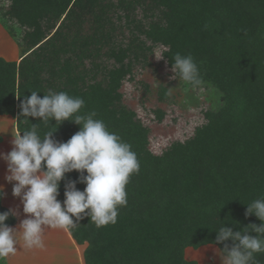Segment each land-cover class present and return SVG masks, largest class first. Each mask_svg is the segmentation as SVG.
<instances>
[{
  "label": "trees",
  "instance_id": "trees-1",
  "mask_svg": "<svg viewBox=\"0 0 264 264\" xmlns=\"http://www.w3.org/2000/svg\"><path fill=\"white\" fill-rule=\"evenodd\" d=\"M0 24L18 48L17 61L0 57V114L17 131L36 125L43 136L56 121L18 122L16 95L64 91L83 98L80 114L95 112L137 155L140 169L129 178L116 223L98 228L84 216L67 229L84 247L83 264H186L183 250L211 244L220 227L259 226L245 209L264 196V0H0ZM157 49L169 70L176 53L191 55L201 82L188 83L213 89L220 104L189 137L155 154L149 129L120 90L155 71ZM158 89L163 98L166 90ZM153 115L160 122L163 112ZM79 128L64 121L53 139L66 142ZM78 175L66 174L58 200ZM256 259L264 264V254Z\"/></svg>",
  "mask_w": 264,
  "mask_h": 264
},
{
  "label": "clouds",
  "instance_id": "clouds-1",
  "mask_svg": "<svg viewBox=\"0 0 264 264\" xmlns=\"http://www.w3.org/2000/svg\"><path fill=\"white\" fill-rule=\"evenodd\" d=\"M163 58V53L154 54ZM171 63L172 76L191 84H199V70L191 55L176 53ZM38 91L30 96L16 95L20 112L15 118H41L44 124L56 121L55 130L41 136L36 125L13 135L11 150L0 152L6 163L4 180L12 185L11 194L20 201L24 219L18 227L5 222L15 218L17 210L0 212V260L14 255L20 241L27 249L42 248L45 228L70 229L84 216L96 227L116 223L118 208L126 206V185L132 174L138 173L140 164L131 145L120 136L108 131L105 123L95 119V112L80 114L85 101L64 91L49 90L42 98ZM71 121L79 130L66 142L53 139L60 123ZM76 171V180L64 184L61 202L60 182L66 174ZM85 185L79 190L76 185ZM6 193L0 185V199ZM254 215L261 223H251L240 231L220 227L213 244L224 246L215 249L220 264H259L257 254H264V196L246 204L245 217ZM238 223V222H236ZM250 233H255L252 235ZM231 241V246L227 243Z\"/></svg>",
  "mask_w": 264,
  "mask_h": 264
},
{
  "label": "rangeland",
  "instance_id": "rangeland-1",
  "mask_svg": "<svg viewBox=\"0 0 264 264\" xmlns=\"http://www.w3.org/2000/svg\"><path fill=\"white\" fill-rule=\"evenodd\" d=\"M157 53H159L158 49L155 54ZM0 57L7 61L18 60V48L1 24ZM157 58L154 57L153 59L155 64L154 72L151 71V68H148L147 72L143 73V75H136L134 81H127L120 90L123 94L124 104L133 110L140 121L149 129V149L155 154L160 153L171 141L176 139L183 140L189 137L193 129L203 123V113L208 109L214 110L220 104L219 94L213 89L196 88L179 77L177 79H170L173 75L171 70L166 69L161 63V59ZM138 68L140 66L134 68L133 71L138 72ZM141 84H146L147 88H142ZM161 87H164L166 90L163 98H161V93L158 92V88ZM157 109L163 112L160 122L153 115V111ZM17 132L15 120L9 115L0 114V152L7 153L11 150V141L13 135H16ZM5 174L6 163L0 160V185H3L6 192H9L4 199H0V204L6 210L9 208L17 210L14 222L9 224V226L18 227L20 221L24 219L22 206L19 199L12 196V185L5 182ZM10 197L17 200L11 201ZM60 230V228H45L43 234L45 248L42 247L43 250L64 249L65 243H58L52 239L49 240L54 234L58 235ZM46 235H49V238H46ZM72 241L73 246L79 252L82 259L81 253L84 247L78 246L73 239ZM20 244L23 245V242ZM59 246L61 247L59 248ZM20 248L27 249L25 247ZM215 249H219V247L213 243L198 247H186L182 252V260L186 261V264H220V258L216 255Z\"/></svg>",
  "mask_w": 264,
  "mask_h": 264
},
{
  "label": "crops",
  "instance_id": "crops-1",
  "mask_svg": "<svg viewBox=\"0 0 264 264\" xmlns=\"http://www.w3.org/2000/svg\"><path fill=\"white\" fill-rule=\"evenodd\" d=\"M4 191L6 194L9 193L6 192L5 188ZM10 200L16 201L17 199L10 197ZM59 234L58 235L54 234V236L50 238L48 237L49 235H46V238H49V240L51 239L55 240L58 243H63V244L65 243L66 245L64 249L61 250L57 248L56 250L55 249L43 250L42 248L22 249L20 247H24V246L20 244L22 243V241H20L17 246L16 253L14 255H10L4 260H0V264H82L81 255L73 246L74 245L73 241L70 238L67 229H61ZM43 247L45 248V246ZM60 247L61 246H59V248ZM68 248L70 249L68 250Z\"/></svg>",
  "mask_w": 264,
  "mask_h": 264
}]
</instances>
